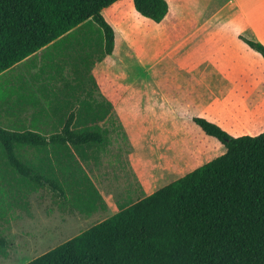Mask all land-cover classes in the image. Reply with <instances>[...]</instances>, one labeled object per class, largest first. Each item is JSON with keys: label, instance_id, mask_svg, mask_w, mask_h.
<instances>
[{"label": "rangeland", "instance_id": "rangeland-1", "mask_svg": "<svg viewBox=\"0 0 264 264\" xmlns=\"http://www.w3.org/2000/svg\"><path fill=\"white\" fill-rule=\"evenodd\" d=\"M130 10V1L124 0L103 11L118 32L113 60L118 74L100 76V71L92 68L89 76L70 79L78 86L76 100L82 99L87 90L92 100L101 94L103 85L121 83L122 107L109 119L112 123L99 125L107 135L108 140L104 142L107 145L87 151L89 158L62 153L57 157V172L52 173L55 178L58 171L62 174L59 184L64 197L59 192L54 196L47 188L28 191L33 184L20 182L15 176H9L10 172L14 174L12 169L0 167L1 176H9L0 178V237L8 242V248L0 254V264H26L119 209L178 180L193 165H203L223 154L225 149L216 148V142L194 124V118L210 122L215 116L211 113L220 115L229 111L237 124L231 136L254 137L264 132V89L254 84L264 76L259 75L264 71L262 56L232 38L215 44L219 38L202 33L192 37L183 49L184 46L162 41L157 32H146L144 22ZM99 33L95 24H86L81 34L70 39L75 53L91 55L92 61L106 58L103 54L96 55ZM196 46L200 52L207 50L202 55H237L223 67L230 71L254 64L255 59L261 67L249 75L248 86L237 87L233 93L223 92L221 80L226 76L207 72L216 69L215 60L196 62L193 58L197 55ZM185 55L192 60L181 62ZM198 71L203 74V80L214 79L221 86L219 91L204 87L189 91L194 86L190 80L196 78ZM178 84L187 92H177ZM229 94L234 96L233 100ZM186 101L192 106L184 107ZM196 103L205 110L193 107ZM242 128L244 131L239 133ZM100 155H103L101 160ZM81 177H85L84 181H79ZM95 184L101 186L104 198L98 202L103 207L88 214L93 205L89 195L95 196L97 192Z\"/></svg>", "mask_w": 264, "mask_h": 264}, {"label": "trees", "instance_id": "trees-1", "mask_svg": "<svg viewBox=\"0 0 264 264\" xmlns=\"http://www.w3.org/2000/svg\"><path fill=\"white\" fill-rule=\"evenodd\" d=\"M120 1L0 0V74L50 44L70 42L89 22L100 31L96 55H114L117 37L103 11ZM129 1L153 26L169 12L165 0ZM239 40L264 59L263 45ZM72 117L49 138L0 127V167L33 184L28 191L47 188L63 198L53 173L34 171L18 153L51 146L100 150L105 137L98 125L74 129ZM193 122L225 152L26 264H264V132L233 137L215 122ZM88 199L92 214L97 192ZM7 248L0 237V254Z\"/></svg>", "mask_w": 264, "mask_h": 264}, {"label": "crops", "instance_id": "crops-1", "mask_svg": "<svg viewBox=\"0 0 264 264\" xmlns=\"http://www.w3.org/2000/svg\"><path fill=\"white\" fill-rule=\"evenodd\" d=\"M123 1L121 0L112 7L120 5ZM165 1L169 12L158 26H153L145 19L140 18L133 12L132 8L130 10L131 13L144 22L146 32H157L155 34L161 37L162 41L178 44L179 47L184 46V49L186 48L185 45H188L189 41L192 40V37H199L202 33L204 36L213 35L219 38V42L215 44L229 38L243 44L239 40V37H243L264 46V0ZM205 28L210 30L204 31ZM203 53H207V50L200 52L196 46L195 54L197 55L193 57L194 60L196 62L207 59L215 60L213 65L216 69L207 70V72L218 77L225 75L226 79L221 80L223 81L221 87L213 82L214 79L211 82L203 80L201 78L203 74L198 71L195 74L196 78L190 80V82H194V86L189 91L193 88L219 91L220 86L223 92L233 93L237 87L248 86L249 75L258 71L261 67L257 66L258 62L255 59L254 64H246L242 68L234 67L230 71L228 68L223 67H227L229 62L233 61L237 55H202ZM90 56L77 55L74 51V45L70 44L68 39H63L46 46L0 74V127L11 131H32L49 138L61 133V129L71 119V115H74L72 125L76 126L77 124L74 129H84L92 123L97 124L98 127L107 124L109 119L117 113V109L122 107L121 83H110L109 86L103 85L101 94L95 95L92 100L88 90L84 91L85 94L82 99H74L78 86L73 85L74 82L70 79L75 81L74 79L77 77L89 76L92 68L100 71V76L105 75L106 77L107 74L116 76L118 74L113 66L115 55L93 59L94 61L89 58ZM190 58L189 55L182 56L181 62L184 60L191 61ZM101 66H103V69H101ZM259 75H264V71ZM254 84L264 89V76L262 79L256 80ZM213 85L217 87H212ZM178 88L177 92L179 93L187 92L180 84H178ZM166 90L170 91L168 88ZM229 97L233 100L234 96L229 94ZM188 105L192 106V103L186 101L184 107ZM193 107L205 110L204 106L200 107L197 103ZM91 108L93 110H90ZM210 115H215L214 121L211 120V122L220 123L229 134L235 130L233 127L237 124L229 111L220 115L212 113ZM225 116L227 118H224ZM78 125L82 126L79 127ZM99 129L105 136V131H102L103 129L100 127ZM241 131H244L243 128L238 132L241 133ZM107 140L106 135L105 142ZM87 151L89 150L81 151L73 147L59 149L51 146L46 150L21 149L18 154L34 171L57 172L56 168L59 164L57 157L61 152L64 155L75 154L89 158ZM102 156L100 155L99 160ZM51 175L54 181L62 182L60 171L56 174V178L54 174ZM84 179L85 177H81L79 181H84ZM94 187L97 190L99 200H102L104 195L100 190V184H95ZM102 207L98 205V209Z\"/></svg>", "mask_w": 264, "mask_h": 264}]
</instances>
